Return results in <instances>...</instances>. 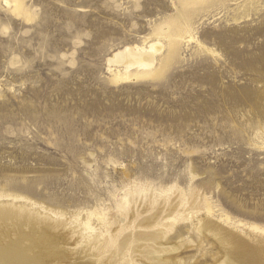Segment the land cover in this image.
<instances>
[{
    "label": "rangeland",
    "instance_id": "374dc122",
    "mask_svg": "<svg viewBox=\"0 0 264 264\" xmlns=\"http://www.w3.org/2000/svg\"><path fill=\"white\" fill-rule=\"evenodd\" d=\"M181 6L22 0L17 12L0 0V204L57 222L0 218V264H116L117 225L120 240L143 231L120 245L136 264H153L144 252L159 247L163 261L226 264L239 247L204 228L207 207L258 249L264 0L189 5L194 39L159 76L111 80L108 57L147 38L166 48L156 30L167 35Z\"/></svg>",
    "mask_w": 264,
    "mask_h": 264
},
{
    "label": "bare ground",
    "instance_id": "6f19581e",
    "mask_svg": "<svg viewBox=\"0 0 264 264\" xmlns=\"http://www.w3.org/2000/svg\"><path fill=\"white\" fill-rule=\"evenodd\" d=\"M179 1L182 6L179 11V15L176 18L177 21L176 19H169L170 23L173 24L172 26H170V29H168L170 30L169 32L165 31L168 34L166 35L161 31L160 33L158 31L159 29L156 30L159 34H163L165 38L168 39L166 48L164 43L161 42L160 39H157L158 41L154 42V40L150 41L147 38L143 41L142 44L127 45L124 48L118 49L117 51L114 52V54L111 57H108L107 59V64L109 66L108 70L111 72V80H113L114 82H118L121 80L157 77L162 73L164 67L168 65L169 62L173 61V58L175 59V57L179 54V46L183 42V40H185L187 37H190L188 41H190L192 38L194 39V36L192 34V27L190 25L191 10L189 8V5L193 3H198V1L201 0H179ZM5 3L8 6L14 7V11L22 12V0H5ZM177 200L176 199L170 200L169 207L175 210L177 207L175 204ZM150 202L151 204H154L153 201ZM206 213L208 215V218L205 222L204 228L209 231H213V230L218 231L222 235L221 236L222 241L231 240L239 247L238 249L234 248L230 250H225L226 264H264V236H262L259 239V247L258 249L255 250L251 246H247L248 242L246 238L247 236L245 234L237 233V231L234 230L231 226L223 222V219L222 220L214 219V216L212 215L211 207H207ZM139 215H140V210L134 207L132 216L136 217ZM9 216H21V217L25 216L28 219H35L34 221L38 223L46 224V226L48 227H55V228L57 227L56 224L57 222L53 221L50 218L43 219L34 213L29 214V216H27V214L23 213V210H21L20 208L11 207L9 204H0V218H5ZM158 218H155V220ZM151 221H152L151 219H143L141 220L140 223L149 224ZM11 222L9 221V223ZM108 223H110V225L114 224L115 220L110 218L108 220ZM86 225L90 226V223L87 222ZM5 228L8 227L6 226ZM254 228L257 227L255 226ZM120 230H121V226L117 225L115 227V231H117V233L113 235V237L111 238L109 247L107 249V252L109 253V256L107 258L113 259L116 264H136L134 258H131L127 254L123 253L120 245L126 244L133 235H135L136 238L138 239H143V235H144L143 231H137L135 233L131 232L125 235L124 237H122L120 240L119 237ZM5 231L6 229L4 230V232ZM158 231L160 233V236H158L157 238H159L160 240H158L156 243L159 246H163L164 245L163 235H162L163 231L161 230ZM135 242L137 243L134 244L132 248H134V250L141 251V249H138L136 246H141L143 243H141L137 239L135 240ZM166 247H175V246L168 244V246ZM164 249L166 248L159 247L157 251L156 250L152 251L150 249H147L144 252V254L152 261L153 264H161V263L183 264L182 259H172L166 261L161 260L162 257L160 255L161 253L160 251H164Z\"/></svg>",
    "mask_w": 264,
    "mask_h": 264
}]
</instances>
